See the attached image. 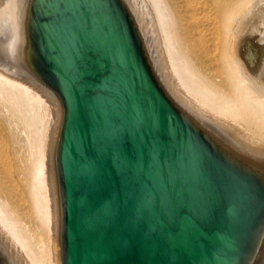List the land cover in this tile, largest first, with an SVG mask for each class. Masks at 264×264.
I'll return each instance as SVG.
<instances>
[{"label": "water", "instance_id": "1", "mask_svg": "<svg viewBox=\"0 0 264 264\" xmlns=\"http://www.w3.org/2000/svg\"><path fill=\"white\" fill-rule=\"evenodd\" d=\"M22 74L56 92L59 264H264V151L190 110L131 0H16ZM0 264H16L0 243Z\"/></svg>", "mask_w": 264, "mask_h": 264}, {"label": "bare ground", "instance_id": "2", "mask_svg": "<svg viewBox=\"0 0 264 264\" xmlns=\"http://www.w3.org/2000/svg\"><path fill=\"white\" fill-rule=\"evenodd\" d=\"M131 1L177 96L264 151V0ZM15 4L0 0V29L12 31L0 48V243L16 264H59L51 151L61 104L20 70Z\"/></svg>", "mask_w": 264, "mask_h": 264}, {"label": "rangeland", "instance_id": "3", "mask_svg": "<svg viewBox=\"0 0 264 264\" xmlns=\"http://www.w3.org/2000/svg\"><path fill=\"white\" fill-rule=\"evenodd\" d=\"M8 28V27H7ZM10 29V28H9ZM6 30H8V29H6L5 28V31H2L1 29H0V48H2V51H5V50H9L10 49V47L8 46V45H10V42H8L9 40H10V37L12 36V31H10V30H8V31H6ZM6 32V33H5ZM4 34H6V35H4ZM10 36H9V35ZM9 36V37H8ZM5 37V38H4ZM9 39V40H8ZM2 42H4V45L2 46ZM5 42H6V44H8L7 46H6V44H5ZM8 47V48H7ZM7 48V49H6ZM4 49V50H3ZM16 55V54H15ZM10 69L12 70V71H10ZM8 70L11 72V73H13V75H16V77L18 76V78H23V75L21 74V72L20 73H15V71H17V72H19L20 70H15L14 68H11L10 66L8 67ZM7 70V71H8ZM15 73V74H14ZM16 185H17V183H16Z\"/></svg>", "mask_w": 264, "mask_h": 264}]
</instances>
